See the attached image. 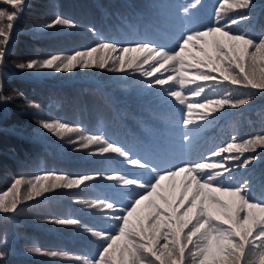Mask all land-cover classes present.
<instances>
[{"label": "trees", "instance_id": "trees-1", "mask_svg": "<svg viewBox=\"0 0 264 264\" xmlns=\"http://www.w3.org/2000/svg\"><path fill=\"white\" fill-rule=\"evenodd\" d=\"M193 2L25 0L24 10L14 22L5 66L0 72L4 94L11 97L0 100V194L8 191L15 178L44 173L78 176L120 172L141 180L151 179L152 174L134 168L116 154L91 155V150L80 149L78 144L70 142L76 134H65L64 139H60L40 127V121L60 120L80 126L89 134H102L160 170L184 162L221 160L222 157H213L212 153L230 143L233 136L237 142H242L264 134V95L251 89L218 85L215 89L206 88L202 96L196 98L188 95L195 85H186L184 91L190 101L228 93L234 98L252 94L254 99L241 108H225L209 121L184 128V106L166 94L168 88L179 90L180 85L175 82L150 87L155 77L146 78L138 73L120 74L98 69L58 73L50 69L16 67L33 59L90 48L102 38L122 43L150 39L167 49H175L183 34L212 26L217 20L224 24L241 15L240 10L223 11L218 15L223 0H200L199 5L190 9V15H185L184 6ZM253 4L252 19L234 25L233 31L255 37L264 33V0H253ZM0 10L13 9L0 0ZM58 15L73 20L77 26L42 27ZM92 28L99 35H93ZM193 54L197 53L193 50ZM199 115L200 110H194L193 120L199 121ZM185 133L190 140L183 139ZM229 155L240 154L225 153L223 157ZM250 156L258 158L247 168L236 167L240 160ZM240 160L231 161L234 171L226 174L224 182L235 184L248 180L254 198L261 199L264 197V149L244 153ZM180 179L178 177L177 182ZM168 183L164 182L165 187ZM131 191L134 194L144 190ZM129 192L128 188H118L114 182L95 180L78 189H57L25 203L19 215L0 214V249L6 253L0 264H80L30 251L34 248L95 257L104 241L92 237L85 228L115 232L119 222L108 217L110 210L101 211L86 205L105 199L121 205L130 203L133 195ZM57 218H76L81 226L51 222Z\"/></svg>", "mask_w": 264, "mask_h": 264}, {"label": "snow or ice", "instance_id": "snow-or-ice-1", "mask_svg": "<svg viewBox=\"0 0 264 264\" xmlns=\"http://www.w3.org/2000/svg\"><path fill=\"white\" fill-rule=\"evenodd\" d=\"M3 2L13 10H0V72L5 66L14 22L25 6V0ZM199 4L200 0H194L184 6V14L190 15V9ZM253 7V0H223L218 15L231 10H240L241 15L224 24L217 20L212 26L183 34L175 49H167L150 39L122 43L102 38L90 48L33 59L16 67L21 70L50 69L58 73H71L76 69L138 73L146 78L155 77L150 87H164L175 82L180 85L179 90L168 88L166 94L184 106L182 124L188 128L194 123L209 121L225 108H241L254 99L252 94L234 98L228 93L190 101L188 95L200 98L206 88L215 89L218 85L251 89L264 95V33L255 37L233 31L234 25L252 19ZM56 26L75 28L77 25L58 15L42 27L52 29ZM90 31L99 35L94 28ZM193 50L197 54L194 55ZM188 60L191 63H186ZM186 69L196 71L190 73ZM166 72L171 74L165 75ZM186 85H195L188 95L184 91ZM9 99L11 97L4 94L0 80V100ZM194 110H200L199 121L193 120ZM40 127L60 139H64L65 134H76L70 142L78 144L80 149L91 150V155L116 154L127 164L152 175L150 180L120 172L78 176L44 173L15 178L8 191L0 194V214L19 215L25 203L57 189H78L95 180L114 182L118 188H128L129 194L133 195L131 202L123 205L107 199L86 205L101 211L110 210L108 217L119 222L115 232L85 228L92 237L104 241L95 257L70 256L67 252L41 248L30 251L79 261L80 264H264V197L254 198L248 180L235 184L224 182L226 174L234 171L226 162L240 160L244 153H254L258 148L264 149V134L242 142H237L233 136L230 143L212 153L213 157H222L221 160L184 162L160 170L157 165L134 157L126 148L102 134H89L80 126L54 120L40 121ZM190 138L185 133L183 139L188 141ZM225 153L240 155L223 157ZM257 158L246 157L236 167L247 168ZM178 177L182 178L179 182ZM165 181L169 182L167 187ZM137 188L144 191L133 194L131 190ZM51 222L81 226V221L76 218H57ZM5 256V251L0 249V261Z\"/></svg>", "mask_w": 264, "mask_h": 264}]
</instances>
